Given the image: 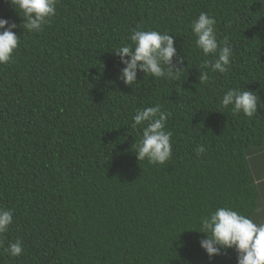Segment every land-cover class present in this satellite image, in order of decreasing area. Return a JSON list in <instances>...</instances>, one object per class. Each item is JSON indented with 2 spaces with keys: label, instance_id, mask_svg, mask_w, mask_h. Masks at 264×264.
<instances>
[{
  "label": "trees",
  "instance_id": "16d2710c",
  "mask_svg": "<svg viewBox=\"0 0 264 264\" xmlns=\"http://www.w3.org/2000/svg\"><path fill=\"white\" fill-rule=\"evenodd\" d=\"M17 11L0 0L20 36L0 65V208L13 212L0 264H237L234 249L210 258L197 231L217 208L253 221L258 209L251 162L264 152V107L246 117L220 101L246 89L264 102V0H57L35 33ZM201 12L231 46L226 73L203 67L214 56L191 31ZM136 28L173 35L178 78L120 79L114 51ZM156 105L172 133L163 164L135 154L146 124L133 117Z\"/></svg>",
  "mask_w": 264,
  "mask_h": 264
},
{
  "label": "clouds",
  "instance_id": "9594fccd",
  "mask_svg": "<svg viewBox=\"0 0 264 264\" xmlns=\"http://www.w3.org/2000/svg\"><path fill=\"white\" fill-rule=\"evenodd\" d=\"M23 18V29L30 33L40 32L48 22V18L56 12L57 0H8ZM216 21L207 13L201 12L193 20L191 31L196 37V46L204 55H213L214 60L206 62L203 67L211 68L213 72L226 73L231 62V46L225 41L222 45L217 40L214 29ZM20 25V26H21ZM18 25L0 18V65L8 64L13 59V53L19 44V37L13 30ZM131 45L119 47L115 52L124 67L120 71V79L127 85L137 81V73L143 72L156 78H178L183 70L179 67L183 58L177 55L175 40L168 32L155 30L145 31L133 29ZM175 57V63L173 58ZM199 82L208 79L207 71L199 70ZM220 104L230 108L235 114L242 113L253 117L258 111V104L264 107L256 92L241 89L227 90ZM167 113L161 111L159 105L138 109L133 117L135 128L145 125L142 137L135 144V154L138 161L145 160L152 164L165 163L172 154L170 143L172 133L166 131ZM197 155L206 151L203 145L195 149ZM13 223V212L0 208V234L8 231ZM200 230L206 238L199 243L211 258L220 255L222 250L234 249L237 253V264H264V222L256 223L253 219L240 214L230 207L217 208L210 216L201 218ZM6 251L13 257L23 252L20 240L9 243Z\"/></svg>",
  "mask_w": 264,
  "mask_h": 264
},
{
  "label": "crops",
  "instance_id": "0c3cea01",
  "mask_svg": "<svg viewBox=\"0 0 264 264\" xmlns=\"http://www.w3.org/2000/svg\"><path fill=\"white\" fill-rule=\"evenodd\" d=\"M251 165L258 193V209L254 222L261 223L264 222V152H260L257 158L251 162Z\"/></svg>",
  "mask_w": 264,
  "mask_h": 264
}]
</instances>
